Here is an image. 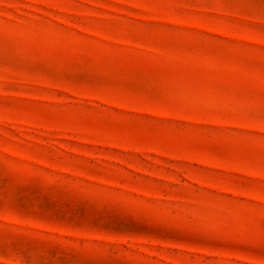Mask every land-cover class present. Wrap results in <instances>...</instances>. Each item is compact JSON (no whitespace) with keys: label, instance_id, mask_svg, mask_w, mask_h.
<instances>
[{"label":"rangeland","instance_id":"1","mask_svg":"<svg viewBox=\"0 0 264 264\" xmlns=\"http://www.w3.org/2000/svg\"><path fill=\"white\" fill-rule=\"evenodd\" d=\"M264 0H0V264H256Z\"/></svg>","mask_w":264,"mask_h":264},{"label":"snow or ice","instance_id":"2","mask_svg":"<svg viewBox=\"0 0 264 264\" xmlns=\"http://www.w3.org/2000/svg\"><path fill=\"white\" fill-rule=\"evenodd\" d=\"M264 71V67H262ZM242 251L249 253L250 261L256 264H264V216L257 223L253 224L251 231L247 234ZM3 249L0 248V252Z\"/></svg>","mask_w":264,"mask_h":264}]
</instances>
